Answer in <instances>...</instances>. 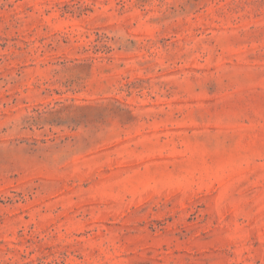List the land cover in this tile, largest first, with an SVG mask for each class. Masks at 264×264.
<instances>
[{
	"label": "rangeland",
	"instance_id": "obj_1",
	"mask_svg": "<svg viewBox=\"0 0 264 264\" xmlns=\"http://www.w3.org/2000/svg\"><path fill=\"white\" fill-rule=\"evenodd\" d=\"M0 264H264V0H0Z\"/></svg>",
	"mask_w": 264,
	"mask_h": 264
}]
</instances>
